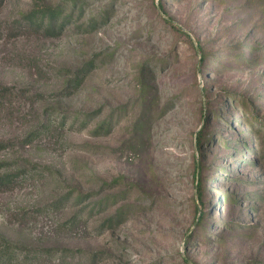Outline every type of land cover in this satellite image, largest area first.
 <instances>
[{"label":"rangeland","instance_id":"obj_1","mask_svg":"<svg viewBox=\"0 0 264 264\" xmlns=\"http://www.w3.org/2000/svg\"><path fill=\"white\" fill-rule=\"evenodd\" d=\"M252 112L264 0H1L0 264H264Z\"/></svg>","mask_w":264,"mask_h":264},{"label":"trees","instance_id":"obj_2","mask_svg":"<svg viewBox=\"0 0 264 264\" xmlns=\"http://www.w3.org/2000/svg\"><path fill=\"white\" fill-rule=\"evenodd\" d=\"M1 1V0H0ZM51 19H50V25L48 26V28H52V23H51ZM79 80V79H78ZM78 82V81H76ZM243 102V100H242ZM256 112H252L250 117L253 118V120H258V130L261 131L262 127L264 126V120L260 119L257 115ZM6 144V142L4 141H0V147L4 146ZM17 176L14 174H9L8 172H4V173H0V189H4L10 186V184L13 182V180L16 178Z\"/></svg>","mask_w":264,"mask_h":264}]
</instances>
